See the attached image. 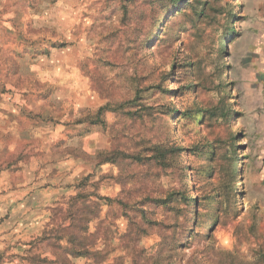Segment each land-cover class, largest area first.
<instances>
[{
    "label": "rangeland",
    "instance_id": "1",
    "mask_svg": "<svg viewBox=\"0 0 264 264\" xmlns=\"http://www.w3.org/2000/svg\"><path fill=\"white\" fill-rule=\"evenodd\" d=\"M174 1L0 0V264H60L52 234L71 198L86 193L92 152L109 145L95 114L140 83L175 110L223 103L234 110L226 120L167 116L172 135L191 148L192 173L185 162L182 179L190 197L198 195L200 213L169 264H264V197L251 159L262 111L247 105L251 95L235 65L244 0ZM207 2L231 15L202 18ZM103 118L114 122L111 112ZM230 135L235 150L215 153L211 143ZM117 191L105 180L99 187L102 196ZM159 240L142 238L144 254L154 255ZM116 262L109 256L100 264Z\"/></svg>",
    "mask_w": 264,
    "mask_h": 264
},
{
    "label": "trees",
    "instance_id": "2",
    "mask_svg": "<svg viewBox=\"0 0 264 264\" xmlns=\"http://www.w3.org/2000/svg\"><path fill=\"white\" fill-rule=\"evenodd\" d=\"M179 1L175 0L174 4ZM198 15L215 22L218 17L228 19L231 13L225 7L207 2V12ZM151 89L140 83L134 86L132 94L103 105L96 112L95 124L101 126L109 145L103 151L92 152L93 172L84 178L86 193L71 198L73 203L52 234L57 244L53 253L58 255L60 264H70V260L76 258L100 264L109 256L117 261L115 264H123L127 258L134 264L149 260L153 264H169L179 259L174 253L181 254V245L186 243L189 230L197 227L199 197L197 194L190 197L182 179L185 162L191 172V148L172 135L167 116L176 111L203 121L206 115L226 120L234 112L233 106L223 103L212 104L208 109L175 110L168 103L154 101ZM106 112L113 113V123L107 124L103 118ZM234 142L235 138L230 135L226 140L216 139L211 144L215 153L222 151L226 156L235 150ZM102 165L107 166L108 172L99 174ZM187 175V182L193 184L192 177ZM103 180L118 189L116 194H99ZM190 200L194 204L189 227ZM153 233L160 238L156 253L145 255L141 239ZM50 237L49 234L44 239ZM62 241L69 246H59Z\"/></svg>",
    "mask_w": 264,
    "mask_h": 264
},
{
    "label": "crops",
    "instance_id": "3",
    "mask_svg": "<svg viewBox=\"0 0 264 264\" xmlns=\"http://www.w3.org/2000/svg\"><path fill=\"white\" fill-rule=\"evenodd\" d=\"M234 36L235 65L241 89L249 92L248 106L260 108L261 128L256 129L251 159L256 163L257 193L264 197V0H244Z\"/></svg>",
    "mask_w": 264,
    "mask_h": 264
}]
</instances>
